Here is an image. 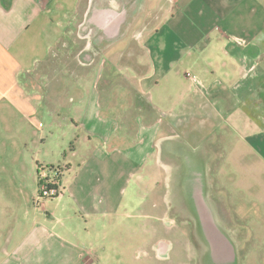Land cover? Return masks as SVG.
Wrapping results in <instances>:
<instances>
[{
  "label": "crops",
  "instance_id": "crops-1",
  "mask_svg": "<svg viewBox=\"0 0 264 264\" xmlns=\"http://www.w3.org/2000/svg\"><path fill=\"white\" fill-rule=\"evenodd\" d=\"M77 31L95 38L102 55L90 62L75 57L91 67V93L87 101L70 97L64 103L62 93L53 100L68 105L64 121L76 124L69 128L76 140L69 156L84 151L77 165L64 164L63 194L55 205L49 199L31 205L36 192L29 181L44 164L37 160L30 173L23 158H13L7 175L18 182V196L32 201L19 207L13 222H0V264H90L95 252L84 248V238L98 234L100 219L112 223L130 183L146 179L153 153L157 162L178 164L170 191L194 218L205 264H238L250 236L233 235L217 214L208 182L235 181L234 190L227 187L219 197H234L238 208L253 204L260 217L252 234L261 232L264 0H0V117H29L40 126L39 107L52 95L47 88L56 90L63 80L45 73L39 85L28 75L46 66L60 40ZM116 42L122 48L108 54ZM105 76L104 84L118 86L122 100L107 96L103 108L99 85ZM216 138L219 151L212 150ZM245 178L258 190L238 184Z\"/></svg>",
  "mask_w": 264,
  "mask_h": 264
},
{
  "label": "rangeland",
  "instance_id": "rangeland-1",
  "mask_svg": "<svg viewBox=\"0 0 264 264\" xmlns=\"http://www.w3.org/2000/svg\"><path fill=\"white\" fill-rule=\"evenodd\" d=\"M84 35L86 32L79 35L77 31L67 38H62L50 62L28 75V82H36L39 85H42L45 73L50 74L48 79L51 81L56 78L63 80L62 86H55L56 90L52 85L47 88L48 95H52H50L51 100L47 99L39 107L36 118L40 120V126L29 117H0V222H13L19 207L26 206L32 201V198L26 201L25 197L18 196L19 194L16 193L19 189L18 182L13 180L11 175H7L14 168L13 158L19 160L23 158L25 165L28 164L31 169L30 173L37 160L44 164L42 166L59 167L60 173L68 161L74 165L80 161L83 149H80L76 156H69L73 145H76L75 137L72 136L69 128H76V124L71 119L64 121L68 105L59 107L58 102L53 99L58 98L62 93L67 99L64 103H69L70 97L76 100L82 97L87 101L91 93V79L94 77V74H91V67L79 65L75 57L90 62L101 59L102 55L95 47L96 42L93 41L95 38L89 40ZM86 45L90 46L87 50L84 49ZM122 46L120 42L114 43L108 54L115 53ZM82 49H84L83 53ZM59 60L72 63L68 67L60 65ZM106 77L99 85L103 108L107 106V96L120 97L122 100L118 86L104 84ZM65 82L67 85H64ZM116 104L122 105V101L117 100ZM49 107L53 108L56 118L47 112L50 110ZM169 131L172 133V128ZM45 139L47 143L43 144ZM217 139L212 141L215 145L212 150L215 151H219ZM95 140L101 145V138ZM167 161L170 160L163 158V162H157L153 153V158L149 159L148 166L143 170L146 179L140 182L133 180L130 183L122 198V204L112 217V223L106 222L104 225V220L100 219L97 224L98 230L97 228L95 230L98 234L84 238V248L95 252L94 260L90 259V264H205L203 254L205 245L198 235L194 218L187 210L183 202L185 200L182 201V198L176 197L170 191L176 171L179 170L178 164L172 165ZM216 162L213 164V172H217L218 159ZM37 177L40 178L39 175ZM215 178L208 184L210 191L216 194L213 199L217 214L222 216L229 227H232L230 229L234 236L235 232L244 237L250 236L247 240L244 239L246 243L244 241L245 245L239 255L241 258L238 264H264V228L255 235L252 234L251 229L258 222L260 213L255 212L256 208L251 203L245 202L242 205L244 207L238 208L234 197L223 198V201L219 197V192L228 188L234 190L235 181L229 182L226 186L219 178ZM35 179L29 182L30 188L36 192L35 199H37L40 187L39 180ZM247 179L249 178L238 181V184H245L251 191L258 190L256 181ZM56 180L60 181V175L56 176ZM49 200L55 205L59 199L55 197ZM32 204L35 205L36 202ZM240 209L244 212L243 221L240 220L243 215L238 212ZM239 221L241 224H238ZM258 235H261L260 238L256 237ZM162 244H165L169 250L166 252L163 249L164 258H160L157 252Z\"/></svg>",
  "mask_w": 264,
  "mask_h": 264
},
{
  "label": "built area",
  "instance_id": "built-area-1",
  "mask_svg": "<svg viewBox=\"0 0 264 264\" xmlns=\"http://www.w3.org/2000/svg\"><path fill=\"white\" fill-rule=\"evenodd\" d=\"M231 39L234 43H246L245 39L243 38L233 37ZM194 82L198 83L200 86H204V84L200 80H195ZM39 170V176L41 180H43V184L41 185L39 196L37 197L35 202L37 205L43 206L48 199L62 196L63 188L62 185L56 180V176L61 174L59 167H53L49 169L46 166H41ZM50 184H57L58 186L51 189L49 187Z\"/></svg>",
  "mask_w": 264,
  "mask_h": 264
},
{
  "label": "flooded vegetation",
  "instance_id": "flooded-vegetation-1",
  "mask_svg": "<svg viewBox=\"0 0 264 264\" xmlns=\"http://www.w3.org/2000/svg\"><path fill=\"white\" fill-rule=\"evenodd\" d=\"M165 248L167 249V246H166L165 244H162V245H161V248L158 249L157 252H158V255H159L160 258H164V255H165V254H164V252H163V249H165ZM159 252H160V254H159Z\"/></svg>",
  "mask_w": 264,
  "mask_h": 264
},
{
  "label": "trees",
  "instance_id": "trees-1",
  "mask_svg": "<svg viewBox=\"0 0 264 264\" xmlns=\"http://www.w3.org/2000/svg\"><path fill=\"white\" fill-rule=\"evenodd\" d=\"M54 166H51V168H53ZM49 168V167H47ZM50 169V168H49ZM65 170V169H64ZM62 171H63V168H62ZM60 183V182H59ZM43 184V180H41V178H39V187L41 189V185ZM58 185L57 184H50L49 187L52 189L53 187H57Z\"/></svg>",
  "mask_w": 264,
  "mask_h": 264
},
{
  "label": "bare ground",
  "instance_id": "bare-ground-1",
  "mask_svg": "<svg viewBox=\"0 0 264 264\" xmlns=\"http://www.w3.org/2000/svg\"><path fill=\"white\" fill-rule=\"evenodd\" d=\"M164 250H165V249H164ZM167 251L169 252V250H168V249H166V252H167ZM159 254H160V252H159Z\"/></svg>",
  "mask_w": 264,
  "mask_h": 264
},
{
  "label": "water",
  "instance_id": "water-1",
  "mask_svg": "<svg viewBox=\"0 0 264 264\" xmlns=\"http://www.w3.org/2000/svg\"><path fill=\"white\" fill-rule=\"evenodd\" d=\"M165 250H166V249H165ZM165 250H164V251H165Z\"/></svg>",
  "mask_w": 264,
  "mask_h": 264
}]
</instances>
